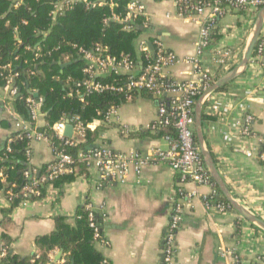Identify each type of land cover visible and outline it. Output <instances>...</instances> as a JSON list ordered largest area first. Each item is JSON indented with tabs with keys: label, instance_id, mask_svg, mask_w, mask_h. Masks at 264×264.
Segmentation results:
<instances>
[{
	"label": "crops",
	"instance_id": "obj_1",
	"mask_svg": "<svg viewBox=\"0 0 264 264\" xmlns=\"http://www.w3.org/2000/svg\"><path fill=\"white\" fill-rule=\"evenodd\" d=\"M145 2L152 19L150 35L160 36L178 57L166 72L175 80H197L190 61L197 55L203 22L199 17L179 16L172 0ZM259 11L255 14V10H232L216 21L213 29L217 39L201 60L216 72L218 79L232 70L216 71L214 49L228 50L230 67H237L253 37ZM261 35L264 36V27ZM136 58L142 64L141 54L137 52ZM263 65L264 54L252 56L236 79L205 96L202 123L206 148L226 188L242 207L264 220V162L259 156L264 146ZM175 94L153 98L139 93L133 101H122L117 105L119 122L134 132L124 136L118 128L110 127L105 131L109 146L119 152L142 155L158 147L167 149L166 139L149 126L158 115L160 103ZM9 98V93L0 87V147L16 130L9 110L4 108ZM247 114L254 121L251 133L244 135L237 122ZM40 125H44L43 118ZM31 147L32 161L29 163L27 157L25 160L39 176L43 167L55 160V155L48 142H33ZM214 190L218 198H226L215 180L209 185L183 182L164 161L147 164L140 174L132 171L124 182L105 180L97 168L88 167L84 174L61 188L49 183L43 197L30 200L25 206L21 203L12 209L11 203L2 198L5 190L0 189V243L5 209L10 217L7 233L14 241L12 251L26 257L34 253L39 236L54 231L58 216H66L72 223L78 207L89 200L94 211L103 215L107 244L97 242L94 248L104 256V264H163L165 231L175 203L181 202L184 215L176 237L175 264H235L234 256L248 264H264V228L248 221L234 208L226 213L208 209L204 202ZM49 258L52 264H65L66 253L56 248Z\"/></svg>",
	"mask_w": 264,
	"mask_h": 264
},
{
	"label": "built area",
	"instance_id": "obj_2",
	"mask_svg": "<svg viewBox=\"0 0 264 264\" xmlns=\"http://www.w3.org/2000/svg\"><path fill=\"white\" fill-rule=\"evenodd\" d=\"M9 1L14 8H18L23 4V0ZM78 1L80 0H59L56 2L53 11L54 18L73 8ZM83 1L87 3L88 8L108 6L111 13L105 18V21L120 23L125 31H132L136 27L142 28V30L148 29V31L139 35L136 40V51L141 54L142 64L132 53L113 54L111 48L102 42H96L88 47L73 45L74 52L65 54V61L73 62L71 58H73L72 54H75V57L82 61L81 73L83 74V79L77 80L71 75L68 76V81L72 84L69 96L79 97L84 102L88 95L111 93L122 96L123 101H133L135 96L142 91H148L153 98H163L166 94L176 93L169 100L160 103L158 115L149 126L150 130L157 133L161 128L173 125L176 129V135L164 136L168 142L167 149L158 147L152 149L147 155H142L139 153L119 152L112 149L105 139V132H103L94 146L87 151H79L78 161L84 162L88 167L97 168L103 179L108 181L124 182L132 171L140 174L147 164L164 161L169 163L172 169L180 175L183 182H193L198 185L212 184L211 174L195 139V107L197 99L209 91L211 86L218 80V77H216L214 70L206 67L201 58L206 50L214 45L211 34L216 21L221 16L232 10L256 11L264 7V0H225L227 3L225 6L222 5L221 0H172L176 5V11L179 16L183 18L195 16L199 17L203 22L197 55L190 61L193 64L194 75L197 77L195 81L175 80L166 72L170 66L178 61V57L165 46L160 36L156 35L153 37L150 35L152 19L145 0H125L124 4L109 0ZM208 11L210 12L209 15H207ZM27 23L26 19L22 21V24ZM18 30L19 27L16 26L17 40L21 42ZM41 44L42 42L38 43L35 46V50L41 51ZM150 44L153 45V49ZM30 48V46H27L28 50ZM61 49V46L58 45L53 50L58 51ZM53 50L49 49V52ZM262 54H264V36L257 44L256 56H261ZM38 56H40L39 53L37 54ZM228 57L229 51L225 48L214 49L213 62L216 71H230L231 67ZM11 66L12 63L5 66L4 69H10ZM262 69L264 76V65ZM17 76V72L8 73L5 76L6 84L4 89L9 93L10 98L19 95V89L14 83ZM209 94H206V96ZM27 103L31 112L30 121L19 115L9 103H6L4 108L9 110L18 136L26 135V138L29 139V145L26 147V157L30 163L32 161L31 144L45 141L51 146V141L49 136L40 130L42 127L40 122L43 98L29 96ZM117 113L118 106H112L103 118L95 119L88 123H84L79 115L73 116L72 119L64 116L52 128L57 136L69 146H77L80 142L85 141L87 130H94L101 125L118 128L121 134L130 136L134 129L128 125L120 124ZM253 121L254 117L247 114L243 120L237 122L241 126L244 135L251 133ZM68 125H72L74 128L72 136L65 134ZM11 142L12 139H9V144ZM7 150L9 152L12 150L10 145H8ZM52 150L55 160L49 164L42 175L36 176L34 171L29 168V170L25 171V176L29 181L23 186L22 190L16 192L12 187L2 198L7 202H11L14 197L21 195L23 198L22 205L25 206L32 198L42 196V188L48 181L52 182L58 177L75 172L76 167L73 156L61 150L55 151L53 148ZM259 156L264 162V152H261ZM0 181L7 183V176L3 172H0ZM182 194L185 195V192L182 191ZM215 194L214 190L212 196ZM209 199L204 202L208 209H215L219 213L227 212L228 206L226 203L213 204ZM87 207L91 210L90 226L94 229L95 236L99 237L100 228L94 221L95 211L91 203H88ZM183 215V203H175L163 240L162 254L164 264H175L176 262L178 250L176 237L181 228ZM100 242L107 244L106 238H102ZM3 251L4 253L6 252L5 249ZM234 261L235 264H248L238 256H234Z\"/></svg>",
	"mask_w": 264,
	"mask_h": 264
},
{
	"label": "trees",
	"instance_id": "obj_3",
	"mask_svg": "<svg viewBox=\"0 0 264 264\" xmlns=\"http://www.w3.org/2000/svg\"><path fill=\"white\" fill-rule=\"evenodd\" d=\"M58 1L23 0L20 7L14 8L9 0H0V87L5 86V76L8 73H18L14 83L19 89V95L9 98L6 103H9L27 121L31 120L27 98L29 96L43 98L41 116L44 125L40 130L49 136L51 146L55 151H64L75 159V172L52 181L54 186L61 188L65 183L75 181L78 175L86 172L88 166L84 162L78 161L79 151H87L94 146L100 135L110 127L101 125L94 130H87L85 141L80 142L77 146H69L57 136L52 128L53 125L64 116L72 119L73 116L79 115L84 123L101 119L112 106L119 105L123 98L111 93H94L88 95L82 102L79 97L69 96L72 84L68 81V76L71 75L77 80L83 79L82 61L72 54L73 62L63 72L55 62L65 61L64 55L74 52L73 45L88 47L96 42L107 44L113 54L132 53L136 57V40L148 29L142 30L136 27L132 31H125L120 23L105 21V18L111 13L108 6L88 8L87 3L83 0L78 1L73 8L54 18L53 11ZM109 1L121 4L125 2V0ZM221 1L223 6L227 4L225 0ZM260 9H257L255 14ZM24 19L28 21L27 24H22ZM16 26L19 27L18 35L21 42L17 40ZM47 33L49 35L45 37ZM211 38L213 43L217 39L214 29ZM262 39L261 35L259 42ZM40 42H42V50H35V46ZM58 45L62 49L53 50ZM27 46L31 48L28 50ZM49 49L53 51L49 52ZM38 53L40 56L37 57ZM256 54L257 46L253 56ZM10 63H12L11 68L5 70L4 67ZM35 93H38V97L35 96ZM140 94L151 96L148 91H142ZM203 119H207V114L203 116ZM156 135L160 137L176 135V129L173 125H169L161 128ZM17 136L18 133L14 132L9 138L12 139V142L9 144L8 139L0 147V172L7 176L6 185L0 181V189H4L6 194L12 187L16 192H20L29 181L25 176V171L29 170V164L25 160L29 139L26 138V135ZM195 139L198 142L196 134ZM8 145L12 148L10 152L7 150ZM261 152H264V146ZM48 166L49 164L43 167L41 175ZM52 182L48 181L43 186L41 197L46 193L47 185ZM211 183H214L212 176ZM33 199L35 198H32L31 201ZM22 201L21 195L14 197L10 202L12 209L20 205ZM209 201L213 204L224 202L228 209L233 208L226 198L220 199L216 194L211 196ZM88 203H90L89 200L78 207L72 223L68 222V217L58 216L55 219L54 231L39 236L36 239L34 253L26 257L19 256L12 251L14 241L7 233V225L10 222V217L7 214L9 211L3 210L6 214L2 221L4 233L0 243V264H52L49 254L56 248L66 253L65 264H104V256L94 248L95 243L105 238L103 215L94 212V221L100 228V236L96 237L94 229L90 226L91 210L87 207Z\"/></svg>",
	"mask_w": 264,
	"mask_h": 264
},
{
	"label": "water",
	"instance_id": "obj_4",
	"mask_svg": "<svg viewBox=\"0 0 264 264\" xmlns=\"http://www.w3.org/2000/svg\"><path fill=\"white\" fill-rule=\"evenodd\" d=\"M264 27V7H262L259 11L257 22L254 28L253 37L248 45L246 54L242 60V62L235 67L231 72L224 75L220 79H218L209 89L207 93H205L202 98L198 101L196 105V121H195V134L197 136L198 143L201 148L202 155L204 157V160L206 162V165L208 167V170L211 174V176L214 178V180L217 182V184L220 186L221 190L223 191L224 195L226 196L227 200L231 204V206L239 212L243 217H245L248 221L252 223H256L264 228V220L251 214L248 212L244 207H242L236 199L232 196L231 192L226 188L225 183L222 179V176L220 175L218 168L216 166V163L213 159L212 154L210 151L206 148L205 141H204V134H203V123H202V105L204 102V97L206 94L215 92L219 90L220 88L226 86L229 82L236 79L240 73H242L249 65L250 60L254 54L255 48L259 42L262 29ZM142 29V28H141ZM151 48L153 49V45L150 44ZM55 64L59 65L62 72L64 69H66L68 66L72 64V62H55ZM36 97H38V93L35 94ZM73 126L68 125L65 130V134L67 136H72L73 134Z\"/></svg>",
	"mask_w": 264,
	"mask_h": 264
}]
</instances>
